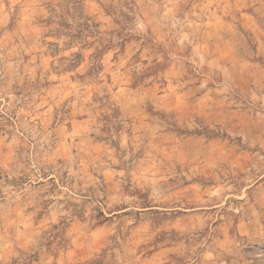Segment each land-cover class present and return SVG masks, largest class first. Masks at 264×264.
I'll list each match as a JSON object with an SVG mask.
<instances>
[{
    "label": "rangeland",
    "instance_id": "374dc122",
    "mask_svg": "<svg viewBox=\"0 0 264 264\" xmlns=\"http://www.w3.org/2000/svg\"><path fill=\"white\" fill-rule=\"evenodd\" d=\"M0 264H264V0H0Z\"/></svg>",
    "mask_w": 264,
    "mask_h": 264
}]
</instances>
